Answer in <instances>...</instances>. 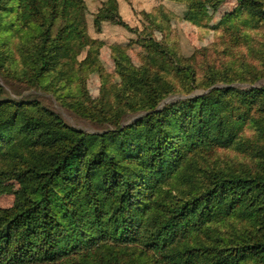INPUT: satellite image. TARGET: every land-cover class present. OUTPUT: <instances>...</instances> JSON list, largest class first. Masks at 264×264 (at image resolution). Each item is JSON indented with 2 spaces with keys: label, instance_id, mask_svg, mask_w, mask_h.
Returning a JSON list of instances; mask_svg holds the SVG:
<instances>
[{
  "label": "trees",
  "instance_id": "16d2710c",
  "mask_svg": "<svg viewBox=\"0 0 264 264\" xmlns=\"http://www.w3.org/2000/svg\"><path fill=\"white\" fill-rule=\"evenodd\" d=\"M221 1L205 0L213 8ZM237 1L238 10L264 15L256 0ZM17 4L20 21H39L33 75L40 78L64 56L63 43L83 37V3L17 0ZM103 19L128 28L114 5L105 10ZM57 20L62 23L54 33ZM150 46L167 54L153 39ZM207 78L209 84L226 80L214 69L208 70ZM124 79L138 94L127 97L126 110L147 113L102 134L70 127L54 113L46 119L19 112L4 117L2 113L15 102L0 100V158L18 157L9 169H0V184L15 180L20 185L15 204L0 208V264H72L70 257H78L74 264H124L120 248L140 242L145 248L139 257L150 250L165 264H248L251 260L264 264L263 149L257 155L261 160L255 174L210 172L208 185L167 204L161 217L155 216L151 230L144 210L147 203L142 200L177 173L184 174L192 150L251 146L238 138L246 112L235 119L226 113L230 93L258 114L248 122H254L264 137V86L240 91L213 88L155 109L168 92L167 83L148 82L145 67L130 69ZM70 106L93 117L81 102ZM119 116L115 113L106 121L115 123ZM231 216L254 222L261 231L259 239L245 233L232 238V245L225 243L230 238H218L215 242L222 244L187 246L181 253L171 250L178 230Z\"/></svg>",
  "mask_w": 264,
  "mask_h": 264
},
{
  "label": "rangeland",
  "instance_id": "374dc122",
  "mask_svg": "<svg viewBox=\"0 0 264 264\" xmlns=\"http://www.w3.org/2000/svg\"><path fill=\"white\" fill-rule=\"evenodd\" d=\"M79 1L83 3V37L63 43L64 56L49 72L36 78L33 71L39 21H20L17 0H0V100L15 102L2 113L4 117L19 112L46 119L49 113H54L68 126L93 134L130 125L147 113L138 108L126 110L127 97L138 94L124 76L130 69L140 67L147 69L148 82L168 85V92L155 109L206 94L213 88L231 87L240 91L264 86V15L238 10L237 0H222L216 8L205 0ZM256 4L264 11V0H256ZM110 5L117 8L128 28L103 19ZM95 18L99 19L98 23ZM61 23V20L55 22L54 33ZM151 39L161 43L167 54L150 46ZM209 69L217 70L226 80L209 84ZM227 100L226 113L230 112L234 119L246 112V122L238 131V138L251 146L240 150L232 145H215L187 153L184 174L177 173L142 197L147 203L144 210L145 214L149 213L150 230L155 216L161 217L167 204L185 199L187 193L208 185L210 172L251 175L259 170L261 158L257 155L264 150V137L254 122H248L258 114L233 93ZM77 102L93 117L70 106ZM115 113H120L116 124L106 121V117ZM17 159L1 157L0 169H9ZM19 197L17 181L0 184V208H11ZM245 233L255 240L261 236L254 222L231 216L178 230L171 250L181 253L187 246L205 248L222 244L221 240L215 242L218 238H230L225 243L232 245V238ZM144 248L141 242L120 248L121 263L165 264L158 262L159 257L150 250L139 257ZM77 260L78 257H70L72 264ZM248 264L256 262L251 260Z\"/></svg>",
  "mask_w": 264,
  "mask_h": 264
}]
</instances>
